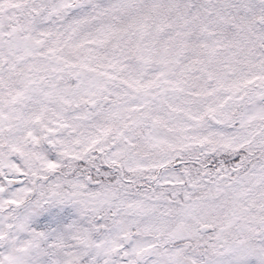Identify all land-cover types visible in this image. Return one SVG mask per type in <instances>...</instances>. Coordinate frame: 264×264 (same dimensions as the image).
Instances as JSON below:
<instances>
[{
    "label": "snow or ice",
    "instance_id": "snow-or-ice-1",
    "mask_svg": "<svg viewBox=\"0 0 264 264\" xmlns=\"http://www.w3.org/2000/svg\"><path fill=\"white\" fill-rule=\"evenodd\" d=\"M0 264H264V0H0Z\"/></svg>",
    "mask_w": 264,
    "mask_h": 264
}]
</instances>
